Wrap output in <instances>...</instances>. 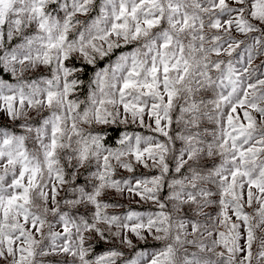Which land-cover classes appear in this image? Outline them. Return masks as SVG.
<instances>
[{"label":"snow or ice","instance_id":"6c2138e0","mask_svg":"<svg viewBox=\"0 0 264 264\" xmlns=\"http://www.w3.org/2000/svg\"><path fill=\"white\" fill-rule=\"evenodd\" d=\"M0 264H264V0H0Z\"/></svg>","mask_w":264,"mask_h":264},{"label":"trees","instance_id":"16d2710c","mask_svg":"<svg viewBox=\"0 0 264 264\" xmlns=\"http://www.w3.org/2000/svg\"><path fill=\"white\" fill-rule=\"evenodd\" d=\"M145 207H147V206H145Z\"/></svg>","mask_w":264,"mask_h":264}]
</instances>
